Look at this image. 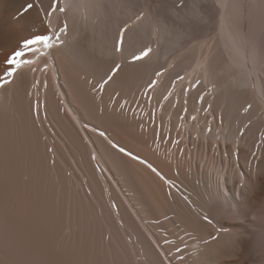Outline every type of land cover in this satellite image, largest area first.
<instances>
[{
    "label": "bare ground",
    "instance_id": "1",
    "mask_svg": "<svg viewBox=\"0 0 264 264\" xmlns=\"http://www.w3.org/2000/svg\"><path fill=\"white\" fill-rule=\"evenodd\" d=\"M75 2L80 5L76 13L77 29H82L85 35L96 36L101 40L107 37L110 46V37L115 35V27L122 13L117 10L111 19H97L91 7L92 0ZM22 4L23 0H0V59L11 50L15 41L22 35H27L26 31H18L24 23V18L14 19ZM204 4L208 15L205 24L196 33L195 40L190 44H179L162 31L157 33L153 30L149 34L146 28L135 38L137 46L142 43L151 44L154 49L152 58L146 67L131 66L125 69V73L132 77L133 86L142 87L149 75L152 74L150 78L153 77L154 71L165 66L170 67L160 77L153 93L154 102L167 94L172 80L178 73L185 77L184 81L176 83L174 93V96H180L181 103L176 108L171 107V102L165 103L162 113L163 119L171 116L172 125L168 124L173 126L172 129H177L183 124L179 132L182 130L187 133L190 142L187 144L186 140L182 147L187 146L185 156L190 153V161L180 160L178 149L172 148L170 143L161 142L159 146L152 144V130L142 134L137 126L139 122L130 115L127 118L115 117L108 113L103 117L99 116L92 97L81 91L73 82L72 73L77 69L73 65L71 54L59 61L62 64L61 91L65 92L66 101H72L69 107L75 105L73 111L78 118L83 117L91 124L107 129L110 135L149 158L182 188L187 186L191 191L194 182L199 180L196 191L202 194H206L205 190L215 191L217 177L220 175V169L224 167L221 157L213 154L211 146L219 145L218 152L226 147L230 149L229 142L237 134L238 125L242 126L251 117L253 124L245 131L240 142L241 163L244 164L248 159L244 157V149L252 143L251 146H255L259 142L260 133L264 131V0H204ZM206 59L211 64L209 71H205ZM110 62L106 61L105 66ZM249 65H254V68ZM245 78V87L249 91L246 96L236 99L232 86L238 79ZM196 79H200L202 83L188 92L189 113L181 121L179 115L184 100L182 90L188 86L189 81L194 82ZM107 91L110 90H106L103 98L105 103L108 100ZM204 91L209 94L205 96L202 106L197 100ZM40 98L49 115V119L43 121V127H38L39 121L37 126L32 125V117L28 111L30 98L26 96L23 85L18 82L14 86H6L5 91H0V130L3 129L6 116L9 126H18L20 130L14 157L18 162L15 168V183L7 189L4 182L3 144L0 140V229L4 227L7 206L16 224L23 225L27 235L34 242L28 251L14 258L41 264L54 261L128 264L127 249L133 245L126 244L127 233L113 222V213L108 209L110 200H115L119 205L121 217L117 219L123 218L126 221L136 249H147L149 246L145 230L149 235L155 233L153 239L161 245L163 239L160 234L167 231L173 236L179 234L191 244V248L198 247L200 241L192 238L198 233L194 231V225L185 222L187 210L178 202L179 196L175 191L172 198H167L166 186H162V182L142 166H133L134 177L129 176L120 157L110 152L106 142L97 135L91 134L95 144L85 143L78 127L63 112L58 111V100L51 83L46 93L41 90ZM245 99L253 104V109L248 115L243 114L240 109V104ZM208 103L213 105L212 116L222 113L224 120L222 125L212 120V131L206 135L208 117L202 111L196 110L206 107ZM76 109H79V112ZM192 114L197 115L196 122L189 119ZM49 124L52 125L51 128L47 127ZM88 134L84 133V136ZM45 136L47 140L44 139ZM196 136H199L198 143L193 139ZM46 145L55 149V168L48 167L47 160L51 154L46 152ZM94 147L100 149L97 151V159L105 169H109L111 178L123 185L121 187L117 183L123 196L106 180L105 175L95 169L96 161L90 160ZM261 152L264 153V147ZM258 163L260 168L264 169V157ZM200 164L204 165L203 170L199 167ZM177 167L181 172L178 177L175 176ZM189 167L191 173L187 172ZM69 170L74 175L73 182L68 175ZM25 176L28 177L27 180L24 179ZM224 179L226 186L231 187L234 178L224 173ZM84 181H87L86 188L82 190ZM76 186L80 189L76 190ZM88 189L92 190L91 196L86 195ZM192 197L200 203L196 192H192ZM125 201L147 208L143 219L135 222ZM101 205L104 206L103 215H100ZM161 212H166V217L161 215ZM157 217L160 219L159 224L154 223ZM225 223L233 225L231 231L239 237L235 249L237 254L225 259L234 262L245 261L246 264H264V203L250 206L246 218L228 219ZM109 233L112 235L111 243L103 239V236ZM85 240L91 242V248L82 245ZM54 243L62 244L63 247L54 250ZM0 259H3L2 255ZM132 259L138 260L139 257L133 256Z\"/></svg>",
    "mask_w": 264,
    "mask_h": 264
},
{
    "label": "snow or ice",
    "instance_id": "2",
    "mask_svg": "<svg viewBox=\"0 0 264 264\" xmlns=\"http://www.w3.org/2000/svg\"><path fill=\"white\" fill-rule=\"evenodd\" d=\"M223 6V5H221ZM80 5L75 0H23L22 7L16 13L14 19L24 18L23 25L18 31H26L27 35H22L13 45L11 50L0 59V91H5L6 86H14L18 82L24 86V91L29 97V115L32 117V125L43 127V121L49 119L46 105L40 98L41 90L46 93L51 83L54 94L58 100V111H61L69 118L79 129L80 133L95 134L106 142L108 150L120 157L125 166L128 175L134 177L135 168L133 166H142L149 173L166 186L165 195L172 198L175 193L179 196V203L187 210L185 222L194 225V231L198 234L192 237L199 240L198 247L191 248L183 237L179 234L173 236L164 231L160 234L163 239V245L153 239L155 233L145 234L149 241L147 249H136L131 239V232L128 231L126 221L121 217V209L115 200H110L108 209L113 213L112 219L119 228L127 233V245L133 247L127 249L128 264H246L245 261L234 262L225 257L236 255V242L239 240L238 234L232 232L233 225L225 223L228 219L240 220L249 215L250 206L264 203V169L260 168L259 161L264 157L261 148L264 147V132L260 133L259 142L252 150L251 159H246L241 163V139L245 131L249 129L253 121L251 117L242 126L238 125V131L234 139L230 141L231 148H224L217 151L219 145L213 144L211 151L214 155L221 157L223 168L220 169L215 191L202 194L196 191L199 180L194 182V186L189 190L187 186L181 187L176 184L174 178H170L154 162L150 161L144 155L134 151L129 146L122 143L117 137L110 135L107 129L91 124L83 117L78 118L73 108L71 100H65V92L61 91L63 85L60 83V73L62 64L59 62L63 57L71 54L74 67L77 69L72 73V79L81 91L90 95L97 105V113L103 117L105 113L115 117L137 120L138 129L143 134L152 130V144L159 146L161 141L170 143L172 148L178 149L180 160H191V154L186 157L185 149L187 146L181 145L179 136H171V127L167 132H163V119L157 122V110L163 112L165 103L171 102V107L176 108L181 103L180 96L176 95L175 88L178 81H184L185 77L177 75L172 80L166 95L153 105V93L160 77L168 71V68L154 71L150 78L142 87L133 86L132 77L125 73L126 67L147 66V62L152 58L154 49L151 44L142 43L137 46L136 35L146 28L149 34L153 30L157 33L164 32L170 36L176 43L190 44L196 39V33L203 27L207 19V9L204 0H92L91 7L96 13L97 19H111L118 10L122 13L119 23L115 27V35L111 36L110 46L107 37L103 40L96 36H88L83 30L77 29V10ZM131 33V34H130ZM111 62L106 65V61ZM204 65H207L205 71L211 70V64L206 59ZM202 65V67H204ZM254 68V65H249ZM264 70V68H262ZM66 75H68L66 73ZM29 77L31 79L29 80ZM264 79V77H262ZM202 81L196 79L189 81L188 86L182 90L184 96L182 112L179 115L181 121L188 116V92L198 88ZM246 78L238 79L232 86L236 93V99L246 96L248 89L245 87ZM108 95L105 103L104 96ZM215 90V85H213ZM209 93L202 92L197 100L199 105H204L205 96ZM42 109L43 112H42ZM242 113L248 115L253 109V104L244 100L240 104ZM79 112V109H76ZM202 111L208 117L205 134L211 133V122L216 120L218 124H223V114L212 116L213 105L208 103L206 107L197 109ZM15 119V117H13ZM83 119V122H82ZM169 121L171 116L168 117ZM192 122L197 121V115L189 116ZM51 128L52 125H47ZM183 128V124L179 125ZM55 135V133H53ZM19 127H11L7 116L3 129L0 130V140L3 144L4 156V182L6 189L15 183V168L17 161L14 157L17 152L19 142ZM47 140V136L44 137ZM85 143L95 144L96 141L89 140L88 136H83ZM198 140L199 136L193 137ZM219 139V137H217ZM151 147V145H149ZM100 149L94 147L90 153V160L96 161L94 165L106 180L112 185L118 181L112 180L107 175L109 169L101 166L97 159V151ZM46 152L51 156L47 160L49 168H55L57 161L55 158V149L46 145ZM171 155V153H169ZM257 161V163H253ZM107 163V161H105ZM131 162V164L129 163ZM171 164V160H169ZM230 164V167H229ZM199 167L203 170L204 165ZM191 173V167L187 169ZM224 173H228L234 178L231 187L226 186ZM69 176L71 173L68 174ZM115 175V173H113ZM179 167L175 170V176H180ZM28 179L27 176L24 177ZM83 183H87L84 181ZM123 187V185H121ZM120 189H117L119 191ZM192 192L200 199L197 203L192 197ZM86 195L91 196L92 190L88 189ZM110 195V194H109ZM123 195V193H122ZM127 209L135 222L143 219V214L148 211L137 204H129L125 201ZM104 206L101 205L100 215H103ZM161 215H167L161 212ZM154 223L159 224L157 217ZM135 229H133L134 231ZM214 230V231H213ZM187 231V229H186ZM103 239L111 243L112 235L105 234ZM32 239L27 235L23 225L16 224L13 216L9 214V209L5 207V223L0 229V264H41V262L17 259L14 257L23 255L33 246ZM82 245L91 248L90 241H83ZM53 249L62 248L63 245L53 244ZM97 251L99 246L97 245ZM139 257L133 260L132 257ZM43 264H78L75 261H54L43 262ZM83 264H89L85 261ZM90 264H102L99 261H92Z\"/></svg>",
    "mask_w": 264,
    "mask_h": 264
},
{
    "label": "rangeland",
    "instance_id": "3",
    "mask_svg": "<svg viewBox=\"0 0 264 264\" xmlns=\"http://www.w3.org/2000/svg\"><path fill=\"white\" fill-rule=\"evenodd\" d=\"M16 42V41H15ZM166 67V66H165ZM165 67H163V68H165ZM162 68V69H163ZM166 68H168V69H170V67L169 66H167ZM161 69V70H162ZM177 74V73H176ZM179 74V73H178ZM177 74V75H178ZM152 75V74H151ZM151 75H149L148 77H147V79H146V81H145V83L146 82H148L149 80H150V76ZM181 75V74H180ZM176 77V76H175ZM148 80V81H147ZM144 83V84H145ZM157 103V101H153V105H155ZM162 116V117H161ZM161 118L163 119L164 118V116H163V113L161 112V111H158L157 110V122L159 123L160 121H161ZM168 118L166 117V119H163V120H166V121H163V124H164V128H163V132H167V130H168V128L169 127H171V129H172V127L173 126H171L172 124H171V120L169 121V119L167 120ZM166 123V124H165ZM171 124V125H169V124ZM179 129H181V128H177V129H172L173 131H171L172 133V135L171 136H173L174 138L175 137H177V136H179L180 138H181V147H182V145H183V143H185L186 142V140H187V144H188V142H190L187 138V133L186 132H184V131H180L179 132ZM262 130H264V126H263V129ZM175 131V132H174ZM163 132H162V134H163ZM262 132H264V131H262ZM186 134V135H185ZM83 136H84V134H83ZM88 136V138H89V140H94V138L92 137V135L91 134H88L87 135ZM91 136V137H90ZM161 142H163V141H161ZM197 143H198V140H197ZM251 145H253V143L251 144ZM251 145H248L245 149H244V151H243V154H244V157L245 158H248V159H251V155H250V153H251V151L252 150H254L252 147H254L255 148V146H251ZM254 145H255V143H254ZM243 146H245V145H243ZM250 146H251V148H250ZM99 161V160H98ZM100 163V162H99ZM101 164V163H100ZM101 166H102V164H101ZM103 167V166H102ZM104 168V167H103ZM76 170V169H75ZM69 173H71L70 172V170H69ZM68 173V174H69ZM107 175H109L108 173H107ZM110 176V175H109ZM70 178H72V182H73V180H74V175H70L69 176ZM112 179V178H111ZM113 180V179H112ZM72 182H70V183H72ZM175 182L178 184V182L175 180ZM84 185H83V189L82 190H84L85 188H86V184L85 183H83ZM118 184L121 186L122 184H121V182L120 181H118ZM118 184H116V185H113V187L117 190V189H120L119 188V186H118ZM73 185V184H72ZM80 186V185H79ZM79 186H76V190H79L80 189V187ZM85 187V188H84ZM118 193H119V195L120 194H122L123 192H122V190L120 189L119 191H117ZM123 196V195H122ZM126 196V195H125ZM127 197V196H126ZM124 198V197H123ZM125 199V198H124ZM184 237H187V236H184ZM186 242H187V240H185ZM189 244V243H188ZM189 246H191V244H189Z\"/></svg>",
    "mask_w": 264,
    "mask_h": 264
}]
</instances>
